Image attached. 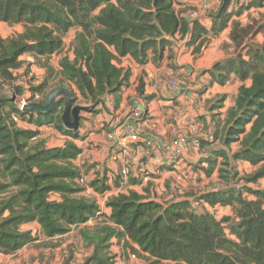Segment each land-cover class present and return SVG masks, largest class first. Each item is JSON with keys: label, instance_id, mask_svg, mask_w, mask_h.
I'll list each match as a JSON object with an SVG mask.
<instances>
[{"label": "trees", "instance_id": "obj_1", "mask_svg": "<svg viewBox=\"0 0 264 264\" xmlns=\"http://www.w3.org/2000/svg\"><path fill=\"white\" fill-rule=\"evenodd\" d=\"M179 4L185 6L182 1ZM262 7L264 0H220L219 8L207 14L212 22L207 27L199 19L186 18L183 12L189 8L177 10L176 0H0V22L23 26L18 34L0 35V254L15 253L41 240L32 229L24 228L38 224L46 239L68 234L73 227L80 229L90 252L76 262L74 254H69L61 264H116L111 249L114 239L144 264H264V188L260 184L264 178V40L245 45L251 28L234 20ZM75 28L74 57L60 59L58 86L70 90L73 107L84 101L92 105L88 112L96 116L107 96H113L118 106L131 86L133 74L120 66L122 58L130 56L145 65L151 49L163 56L177 35L199 55L210 36L230 28L235 48L243 52L227 55L206 71L221 85L232 77L251 83L239 88L236 103L224 118L222 148L204 154L200 163L208 162V175L219 157L225 163L249 162L254 171L239 177L237 171L221 175L222 168L223 188L159 199L152 181L143 185L140 170L138 176L131 175L129 184L141 190L128 187L110 196L106 205L111 213L101 211L95 195L87 194L78 182L83 171L76 161L82 149L74 141L47 147L33 139L50 126L73 139L82 137L81 125L70 129L63 123L65 97L60 96L64 100L58 98L48 113L21 107L23 100L46 103L44 91L54 75L49 59L63 53L65 37ZM263 30L264 23L254 34ZM25 55L46 60L49 76L42 83L32 84L31 78L27 86L21 82L18 70L26 64ZM136 93L147 103L154 98L145 95L142 80ZM223 101L224 97L212 109H220ZM24 122L35 128H26ZM206 142L211 141L203 140L202 148ZM233 144L237 148L230 155L228 148ZM239 183L247 189L246 195L236 188ZM252 183L255 188L249 187ZM88 185L101 194L110 189L105 174ZM193 197L214 210L231 207L232 213L218 217L208 208H194ZM90 220L95 222L92 227L87 226Z\"/></svg>", "mask_w": 264, "mask_h": 264}, {"label": "rangeland", "instance_id": "obj_2", "mask_svg": "<svg viewBox=\"0 0 264 264\" xmlns=\"http://www.w3.org/2000/svg\"><path fill=\"white\" fill-rule=\"evenodd\" d=\"M182 1L185 3L184 0H176V7L177 10H181L184 7V5H180L179 2ZM185 14V12H183ZM205 15H202L201 18L208 17L206 15L207 13H204ZM234 20H238L242 23L243 26L251 28V34L245 39L244 44L247 46H253L256 43H259V41L264 40V30L261 31L259 34H254V30L258 28L261 24L264 23V7L263 8H253L248 12H245L240 17L235 16ZM23 26L22 25H14L11 26L5 22H0V35L2 37H9L11 35L18 34L22 32ZM231 29H228V33H222L221 35L217 37L210 36L209 41L207 42V46L203 50V52L199 55H195L193 49L187 48L185 40L182 39L179 35L176 37V39L172 43L171 49H168V54L165 57V65L167 68H170L174 71V75L166 76V78H172L177 77V73H186L188 69L192 70V66L190 65V61H185V55L189 53L191 50L192 53L196 56L194 59L201 57L208 47L211 48H220V50L223 51L224 55H237L240 52H243L241 48H235V45L233 44L229 34ZM77 29H73L69 32V34L65 37V47L62 54H56L53 55L49 59L50 66L53 67L54 75H52L49 79L48 87L45 89L44 93L49 94L53 89L60 87L58 84L60 83V77L57 74L59 70V61L64 55H68L70 58L74 57L73 53V42L75 39ZM251 35H255L253 39L251 40ZM245 54V52H244ZM23 60L26 62L25 66L18 70V74L20 75L21 82L27 86L28 85V79H30L32 84H40L49 76V67L45 66L46 60L36 58L31 55H25L23 56ZM120 66L124 69V71H131L133 74V68L132 63L125 62L124 65H121V62L119 63ZM183 64V65H181ZM203 69V68H202ZM187 70V71H186ZM189 70V71H190ZM142 72H139L138 75L132 78V81L134 80L132 85H138L139 83V77ZM182 75V74H181ZM134 76V75H133ZM202 83H205L204 81H200ZM133 89V87H131ZM28 93V92H27ZM30 94V93H28ZM220 94H217L215 97L212 96L208 99L203 100L199 99L197 100V105L199 107L198 113L202 115L200 117V123L202 125L203 131H210L213 133L214 137L211 142H206L205 147L202 148V146L197 150H194L193 155L191 159L188 160L189 165L191 163L192 168L190 169L191 172L196 177L194 179H185L184 182L178 183L176 181V175H173L172 171L175 170L174 163L168 162L167 159H162L161 161L164 163H160L167 171H169L171 174L167 175L166 177H163L162 182L157 185V192L159 195L157 197L160 198H166L167 193L173 194L174 197H181L188 194H195V196L199 195L202 192H207L209 190H215L220 189L225 186V179H223L220 176V169H224V172L221 175H232L236 171L238 172L239 177L247 176L251 174L254 171V167L249 163L245 161H226L224 162V159L222 157H219L217 167L215 168L214 172L211 175H208L205 168L208 167V162L200 163V160L202 158L203 154H211L212 150L214 148H222V142L220 138L222 126L224 123V119L222 117H217L219 115H216V113L211 112L212 103L214 100L218 98L219 100ZM62 99V97H59ZM138 96L136 94L131 95L128 93L126 95V99L128 100H134L136 101ZM64 100V99H62ZM132 100V101H133ZM217 100V101H218ZM27 102V100L21 101V105H24ZM76 106H81L84 108H90L92 105L87 104L84 101H80L75 104ZM121 117V116H119ZM114 120V119H113ZM203 120H205L203 122ZM80 125H81V134H89L90 132H96L101 133L100 129V123H106V119H104V116L99 115H93L90 112L86 110H82L80 112ZM110 121V120H109ZM113 123V122H112ZM110 124V123H108ZM98 125V126H97ZM23 126L26 128H35L34 126L28 124L27 122L23 123ZM147 132L151 134L152 136H155V133L150 130V128L147 127ZM218 132V135H217ZM86 135V136H87ZM217 135V137H216ZM38 140L42 141L47 147H54L58 145H64L66 141L68 140L67 137H64V134H62L60 131H58L55 127H43L41 129V133L38 135ZM94 142H97V139H94ZM88 144V141H87ZM90 144V143H89ZM94 144V143H92ZM103 145L100 146H94V150H90L87 148V145L84 146V156L80 160L79 164L82 167L83 175L88 181L95 180L97 177L103 176V174H106L108 171L104 170L106 167V161H107V149L102 148ZM237 148V144H233L231 148H228V152L231 155L233 150ZM160 164L155 165L152 170L158 171L157 167L160 166ZM147 164V170L148 169ZM152 165V164H151ZM155 167L157 169H155ZM204 168V169H203ZM155 171V172H156ZM186 175L188 176L189 170H185ZM135 173L134 170L131 171L130 175H133ZM154 175H152L153 178ZM159 176L160 175H156ZM116 180H118V175L115 176L113 179L112 184L117 187ZM174 182V185H170L171 182ZM109 184V183H108ZM250 188H255V184H250ZM141 186L139 189L141 190ZM110 190V189H108ZM94 191V190H93ZM243 191L246 195L247 189L243 188ZM95 195L99 196L101 200H103V196L101 193H96ZM96 197V196H95ZM196 197L192 198V201L195 200ZM104 204L107 203V201H103ZM211 208V207H210ZM202 209H205L204 206H202ZM218 213L217 210L212 209L213 213L216 215L222 216L224 215L223 211ZM95 225V222L93 220H90L88 225L89 227H92ZM25 229H32L33 232L38 235L41 240L36 241L35 243L28 246V250L22 248L18 250L15 253L10 254H0V264H57L60 262V264L63 262V259L65 256L67 257L69 254H74L75 256V262L80 261L86 254L90 252L87 242L84 240L83 236L80 233V229L73 227L72 230L65 235L55 237L53 239H46L44 238L43 234L40 232L39 225L38 224H30L29 226H25ZM116 254V264H144L140 259L136 257V259H132L131 256L125 251L123 246L117 245L113 249ZM57 259H59L57 261Z\"/></svg>", "mask_w": 264, "mask_h": 264}, {"label": "crops", "instance_id": "obj_3", "mask_svg": "<svg viewBox=\"0 0 264 264\" xmlns=\"http://www.w3.org/2000/svg\"><path fill=\"white\" fill-rule=\"evenodd\" d=\"M184 1H185V6H187V8H189V10L185 11V16H186L188 11H190L191 9H195L202 0H184ZM212 1H216V0H212ZM199 20L205 26H207V27L211 26L212 22H211L210 17L200 18ZM225 33H228V29L225 31ZM262 39L259 42H262L263 41ZM211 46L207 48V50L205 51V53L201 57H198L196 59H194L196 56L192 53L191 50L189 51L188 54L185 55V61H190V65L193 67L192 70L199 69L201 71L199 83L197 84V86L195 88H191L189 90H187V89L181 90L180 89V90H176V91H171V90L165 88V86L163 84V78H165L166 76H169V75L176 74V73H174V71L172 69L167 68L165 65V62H166L165 57L168 54V49H169L168 47L164 51L163 56L155 54L153 49H151L149 51V62L145 65H140L130 56L122 58L121 65H124V63L127 61L132 63L131 65L133 68V75L134 76L132 75L131 80H130L131 86L126 90L122 99L118 102V106L116 105L117 103H116V100L113 96H107L105 98L104 104L103 103L101 104L102 111L97 116L103 115L104 119H106V121H108L106 123H100L101 133L97 134L96 132H90L88 135L84 133L83 134L84 136H82L80 139H73L72 137L64 135V137H67V139H68L67 141H74L82 149V155L77 159L76 163L80 166L79 162L84 156V146L85 145H87V148L90 150H94V148H93L94 146L103 145L102 148L107 149V151H108L107 152L106 167L104 168V170H107L108 172L105 174V176L107 177V181L110 185V189H111L110 192H112V193L114 192L115 187L112 184V182H113L112 177H113V175H116L118 173V171L121 168L125 159H124L122 153L120 152V150L118 148H114L113 145L111 144V142L106 139L105 134H104V127L108 126L109 125L108 123L117 122L118 120L119 121L121 120V117L123 115H122V111L119 109V103L122 101H127L126 95L128 93H130L131 95H133V94L137 95L136 87L138 85H135V84L132 85L134 82V80L132 81V78L134 77V79H135V77L138 75L139 72H142L140 77H139V82L142 80L145 84V95H152V96H154V98L149 103H147L143 97H138L136 101L133 100L132 102L136 103V104H141L142 106L145 107V109L147 110L148 113H147V118H146L144 123H145V125H147L148 128H150L151 131H153L155 133L156 137H158V138L170 137V126L172 124L179 123L180 125L185 127V123L183 122V120L179 119V117H178V112L183 107H185L186 111L188 112V114L190 116L197 117L200 121V117H202V115H200V113L197 112L199 109V107L197 105V103H198L197 100L203 99L206 101V99H208L212 96L215 97L217 94H220L219 100L224 97L223 106L220 109H214V110L211 107V112L216 113V115H219L217 117H222L224 119L227 115L228 110L231 107H233L236 103V99H237V96L239 93V88L243 84L249 85L251 83V81L248 80L246 82H242L237 77H232V79L224 85H221L220 83L215 81L213 79L212 75L210 74V72H208L206 70L210 69L215 62L222 60L227 55H224L223 51L220 50V48H218V47L217 48H211ZM22 59H23V57H22ZM181 65H183V64H181ZM189 70L190 69H188V71ZM181 74H183V73H181ZM181 74L177 73L178 76H180ZM200 81H204L205 83H202ZM131 87H133V89H131ZM217 100H218V98L216 100H214V102L212 104H214ZM119 116H121V117H119ZM204 121L205 120H203V122ZM202 125H203V123H202ZM206 133L213 135L211 130L208 132L204 130V135ZM94 139H97L96 143L94 142ZM87 141H88V144H87ZM210 141H212V140H210ZM92 143H94V144H92ZM192 155H193V153H192ZM162 159L165 160V158L160 156V155L156 156L155 158H152L148 162L145 161V165L147 167V164H149L148 168L150 170H152L154 167V164L157 165L160 163H164L161 161ZM191 159L193 160V158L190 157L189 160L191 161ZM163 165L164 164H162V165L160 164V166L157 167L158 169L155 167V169H157L158 171L155 170L156 172L155 171L152 172L155 174V176H153V178H152V183L154 185V192L158 191L157 185L162 182V180H163L162 178L171 174L169 171H167L165 169V167ZM172 173H173V175H175V171H172ZM157 174L160 175V178H159V176H156ZM170 182H171V184H170L171 186L174 185L173 181H170ZM260 184L264 188V178L260 180ZM131 189L140 190L139 185H134V184L131 185ZM108 194H109V192L107 194L106 193L102 194V196L104 197L103 200H101L99 196L95 195V193L93 194L97 198L100 210L105 212L106 214L111 213V209L109 207H107V205L104 204V202H103V201H107L108 198L110 197ZM157 194H158V192H157ZM172 198H174L173 194L167 193V196L165 199H172ZM212 209L213 208H208V210H210V211ZM222 209H224L223 211H226V212H224V214L232 213L231 207L219 206L216 208L218 213H220L222 211ZM218 217H220V216L218 215ZM29 225H26V226H29ZM57 237H59V236H57ZM28 246H30V245H28ZM28 246L24 247V249L28 250L27 249ZM116 246H117L116 240L114 239L113 245L111 248L113 253L115 252L113 249ZM58 260L59 259H57V261ZM57 264H60V262Z\"/></svg>", "mask_w": 264, "mask_h": 264}, {"label": "built area", "instance_id": "obj_4", "mask_svg": "<svg viewBox=\"0 0 264 264\" xmlns=\"http://www.w3.org/2000/svg\"><path fill=\"white\" fill-rule=\"evenodd\" d=\"M219 6L220 0H202L195 9H191L186 16L185 14L184 16L190 20L200 19L201 13L202 15H205L204 13L209 14L217 10ZM200 73L201 71L199 69L187 71L180 76L164 79L163 84L165 88L171 91L180 89L189 90L195 88L199 83ZM23 106L24 105H21L22 108ZM119 109L122 111L123 115L121 120L110 123L108 126L104 127V134L113 147L120 150L125 160L116 174L118 175L117 187L113 185L115 187L114 192H110V189L105 192L106 194L109 192V196L116 195L129 186L131 187L133 184H129V181L132 170L135 171L133 175L137 176L139 171H142L143 185L152 181V172H154V170L152 171L149 168V170H147L145 161L148 162L159 155L167 159L168 162L174 163L175 178L178 183L184 182L187 178L194 179L196 177L197 174L194 175L190 170L192 165H187L189 163L188 160L194 150H198L201 147L203 140L210 141L213 140L214 137V135L209 133L204 135L202 125L197 117L190 116L185 107H183L178 112V117L183 120L185 127L179 123L172 124L170 126V137L158 138L147 132V125H145L144 122L148 112L144 106L122 101L119 103ZM15 119L18 120V117H15ZM33 139H38V136H34ZM81 155H79V157ZM140 166L142 167L141 169L139 168ZM185 170L190 171V173L188 172V176ZM116 175H113L112 179H114ZM78 182L86 187L87 194L93 195L95 193L88 185L89 181L83 174ZM236 188L243 190V184H237ZM192 205L194 208L200 210L202 206H204V208H210L208 204L201 203L198 200H193ZM131 258L134 260L136 256L131 255Z\"/></svg>", "mask_w": 264, "mask_h": 264}, {"label": "water", "instance_id": "obj_5", "mask_svg": "<svg viewBox=\"0 0 264 264\" xmlns=\"http://www.w3.org/2000/svg\"><path fill=\"white\" fill-rule=\"evenodd\" d=\"M60 96L65 97V106L63 112V123L67 128L75 129L80 125V112L82 110L88 111L90 108H84L81 106H72V97L70 90L65 86H60L53 89L47 97V101L45 104L40 102L31 101L29 103L24 104L23 109H29L33 111H37L39 113H48L51 111L57 103V100ZM71 113L73 114V119H71Z\"/></svg>", "mask_w": 264, "mask_h": 264}]
</instances>
